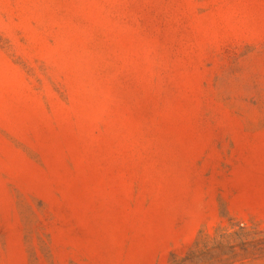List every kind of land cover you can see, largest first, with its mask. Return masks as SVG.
Masks as SVG:
<instances>
[{"label": "rangeland", "instance_id": "1", "mask_svg": "<svg viewBox=\"0 0 264 264\" xmlns=\"http://www.w3.org/2000/svg\"><path fill=\"white\" fill-rule=\"evenodd\" d=\"M0 264H264V0H0Z\"/></svg>", "mask_w": 264, "mask_h": 264}]
</instances>
